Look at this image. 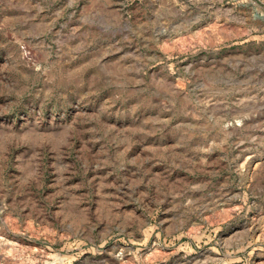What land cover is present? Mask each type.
Segmentation results:
<instances>
[{
	"label": "rangeland",
	"instance_id": "rangeland-1",
	"mask_svg": "<svg viewBox=\"0 0 264 264\" xmlns=\"http://www.w3.org/2000/svg\"><path fill=\"white\" fill-rule=\"evenodd\" d=\"M0 264H264V0H0Z\"/></svg>",
	"mask_w": 264,
	"mask_h": 264
}]
</instances>
